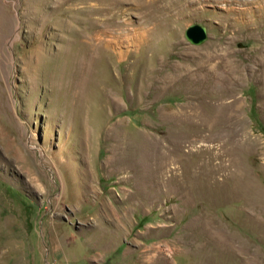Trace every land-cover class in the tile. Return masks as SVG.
<instances>
[{
    "label": "rangeland",
    "instance_id": "obj_1",
    "mask_svg": "<svg viewBox=\"0 0 264 264\" xmlns=\"http://www.w3.org/2000/svg\"><path fill=\"white\" fill-rule=\"evenodd\" d=\"M0 264H264V0H0Z\"/></svg>",
    "mask_w": 264,
    "mask_h": 264
},
{
    "label": "water",
    "instance_id": "obj_2",
    "mask_svg": "<svg viewBox=\"0 0 264 264\" xmlns=\"http://www.w3.org/2000/svg\"><path fill=\"white\" fill-rule=\"evenodd\" d=\"M184 35L191 44H200L206 39L207 31L204 26L194 23L185 29Z\"/></svg>",
    "mask_w": 264,
    "mask_h": 264
}]
</instances>
